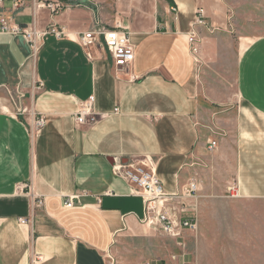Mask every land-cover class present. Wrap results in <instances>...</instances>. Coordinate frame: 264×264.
I'll use <instances>...</instances> for the list:
<instances>
[{
	"label": "crops",
	"instance_id": "1",
	"mask_svg": "<svg viewBox=\"0 0 264 264\" xmlns=\"http://www.w3.org/2000/svg\"><path fill=\"white\" fill-rule=\"evenodd\" d=\"M58 1L69 8H38ZM199 9L204 25L196 22ZM3 17L41 31L54 25L67 37H48L34 58L24 36L0 34V264H199L204 201L220 197L206 187L224 180L237 183L243 198L264 199V36L244 43L236 110L211 99L201 44L195 55L186 40L191 31L199 42L205 30L228 31L230 0L5 1ZM97 21L131 33L134 81L116 71L104 47L78 42ZM38 83L44 87L34 92ZM91 98L106 116L79 126V105ZM26 105L46 119L36 136L18 112ZM137 163L150 164L170 194L198 184L196 203L181 201L187 213L180 215L197 217L196 232L172 238L141 222L143 199L113 174ZM23 183L46 200L36 216L18 192ZM116 248L127 250L117 263Z\"/></svg>",
	"mask_w": 264,
	"mask_h": 264
},
{
	"label": "rangeland",
	"instance_id": "2",
	"mask_svg": "<svg viewBox=\"0 0 264 264\" xmlns=\"http://www.w3.org/2000/svg\"><path fill=\"white\" fill-rule=\"evenodd\" d=\"M231 26L228 31L203 32L200 41L206 57L202 81L207 83L211 99L234 110L240 106L237 92V64L244 49L257 37L264 36V0H230ZM201 53V52H200ZM202 59L199 66H202ZM206 187L220 197L204 201L200 217L199 264H264V199H232L228 185ZM238 186L237 183H233ZM232 184V185H233ZM127 250L112 251L116 260ZM111 257V258H112ZM118 264V263H117Z\"/></svg>",
	"mask_w": 264,
	"mask_h": 264
},
{
	"label": "built area",
	"instance_id": "3",
	"mask_svg": "<svg viewBox=\"0 0 264 264\" xmlns=\"http://www.w3.org/2000/svg\"><path fill=\"white\" fill-rule=\"evenodd\" d=\"M5 1H14L23 4V0H0V6H3ZM38 8L50 10L53 14H57L69 5L62 2L38 3ZM197 24H205V11L199 9L197 11ZM0 34H9L13 36L22 35L30 44L32 56L36 58L45 41L50 36H55L58 39L66 38L67 35L63 30L57 29L54 25L43 31L35 27H21L13 23L10 18L3 17L0 19ZM187 43L189 44L193 54L200 53L199 40L194 31L186 35ZM78 42L85 49L95 47H104L108 55L114 63V67L118 73H126L130 80L134 81L136 77L130 73V69L135 62V45L131 39V33L122 28L110 29L101 22H95V26L87 32H84L78 39ZM43 83H38L34 87V92L42 90ZM19 113L25 116V120L29 126L30 133L34 136L38 135L46 126V119L42 114H39L33 105L21 106L18 109ZM119 112V109L115 111ZM104 114H98L94 110V98L79 105V111L76 114L77 125H95L98 121L105 117ZM217 147V142L210 143V150ZM113 174L126 181L133 189V195L140 197L144 201V214L141 222L150 229L160 231L162 234L178 238L185 230L196 232L198 230L197 217L193 219H182L180 215L187 213L185 205L182 202L187 200L196 201L198 193V184L193 181L184 190L183 194H170L166 192L164 186L156 172L151 168L150 164L137 163L129 166H117L113 169ZM18 192L27 194L31 203V215L36 216L39 209L45 206V198L35 192L33 184H20ZM229 197L232 199L240 198V190L236 184L228 187ZM79 196L68 197L65 201L66 208H72ZM182 201V202H181ZM196 203V202H195ZM180 208L178 209V207ZM169 210H172L171 212ZM32 217H30L32 219ZM30 218L20 219L22 225L28 226L31 224ZM41 260L40 257L36 261Z\"/></svg>",
	"mask_w": 264,
	"mask_h": 264
}]
</instances>
